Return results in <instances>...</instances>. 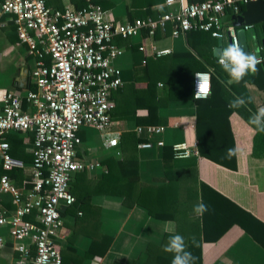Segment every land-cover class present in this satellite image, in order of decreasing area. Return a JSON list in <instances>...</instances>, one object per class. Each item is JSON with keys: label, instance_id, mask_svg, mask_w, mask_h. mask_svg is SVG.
<instances>
[{"label": "crops", "instance_id": "0c3cea01", "mask_svg": "<svg viewBox=\"0 0 264 264\" xmlns=\"http://www.w3.org/2000/svg\"><path fill=\"white\" fill-rule=\"evenodd\" d=\"M5 0H0V7ZM52 9L63 10L69 5H84L93 0H47ZM167 0H108L112 4L106 9L109 18L118 23L132 22L136 19L159 17L160 12L177 11L178 6H167ZM240 14V13H239ZM239 14L227 13L223 18L228 32H238L241 27L236 25L235 16ZM264 24V23H263ZM263 24L246 30L247 47L252 53L256 49L264 54ZM246 28V26L244 27ZM171 29L167 34L157 32L150 36L143 31L129 40L118 39L117 45L125 51L117 66L122 70L125 89L136 80L143 79L147 67V59L167 58L172 55H191L198 70L215 72L218 67L219 56L215 55L219 47V40L211 35L200 32L186 33L178 38L171 37ZM147 33V35H146ZM240 40V39H239ZM228 37L223 40V47L229 45ZM241 44V41H240ZM222 47V48H223ZM155 49H171L172 53L163 57H156ZM34 59L30 56L28 47L22 44L18 36L12 16L0 19V113L3 108V99L7 93H14L24 97L30 91H36L33 78ZM195 71L199 72V71ZM190 77V87L193 90L194 75ZM230 78L227 79V82ZM143 83V82H142ZM235 83H228L234 85ZM237 86V84H235ZM239 95L230 89L222 98L229 102L235 96L251 97L252 102L246 107L232 109L227 106L223 109L225 119L221 125H227L233 132L235 148L239 149L236 156V169H229L199 156L186 160L168 158L164 160L163 149L155 148L140 151L138 149L140 173L139 181L145 186H165L173 184L165 172L166 164L178 172L191 171L186 179V186L194 184L198 190L200 183H205L213 190L229 199L239 208L252 214L264 224V133H259L250 124V116L260 107H264V89L256 84L246 82L237 86ZM159 94H166V85L158 84ZM116 105V104H115ZM204 106H202V111ZM228 114V121L227 113ZM145 109L139 115H146ZM160 117L168 120L166 131L162 136L166 147L174 144H188L192 150H197L198 140L196 125L198 116L197 102L194 99L172 100L159 110ZM223 122H225L223 124ZM137 124L132 120H114V130L121 132V159L123 158V134L133 133ZM136 133V132H135ZM82 145L78 148V160L100 164L94 171L76 173L71 182V192L77 200L85 198L83 203H77L72 208L63 210L66 223L61 237L55 242L64 259V264H146L147 249L151 245L159 246L166 234H177L184 230L190 243L203 244V264H264V247L241 227L235 225L228 229L216 242L204 241L203 216L197 217L193 208L197 205L178 203L177 221L170 219L157 220L148 210L136 205L129 207L124 198L116 193H96V188H103L102 178L107 166L106 161L116 157L104 147L103 135L93 128H86L80 132ZM146 138V136H141ZM11 147V156L15 167L10 171L17 175L13 182L20 189L29 188L32 166V148L34 136L32 133H14L6 137ZM153 142L156 139L152 140ZM6 171L0 163V177ZM9 173V172H8ZM184 173V172H183ZM176 174L177 180L182 181L185 174ZM184 180V179H183ZM176 182V181H174ZM197 182V183H196ZM128 190L132 185H127ZM185 193L184 187L181 190ZM181 198V197H180ZM183 199V197H182ZM2 204L13 213L16 209L10 195H1ZM178 208V209H179ZM202 222V223H201ZM8 227H0V239H6L5 246L0 247V264H15L18 253L10 238ZM102 238L112 239V245L104 256H89L88 252L94 240ZM33 249V255L35 254Z\"/></svg>", "mask_w": 264, "mask_h": 264}, {"label": "built area", "instance_id": "2783aa9c", "mask_svg": "<svg viewBox=\"0 0 264 264\" xmlns=\"http://www.w3.org/2000/svg\"><path fill=\"white\" fill-rule=\"evenodd\" d=\"M257 1L264 0H167V6L177 5L178 10L127 23L109 18L103 7L91 2L83 9L69 5L57 10L49 7L47 0L4 1L0 19L12 16L21 43L34 59L37 88L24 97L7 93L0 113V163L6 171L0 177V194L10 195L16 206L11 213L0 201V227L10 230L18 253L15 264H64L55 242L66 223L62 208L73 207L77 201L71 192V182L76 173L101 167L78 160L83 128L101 133L104 147L116 157L122 155V134L113 129L112 113L116 106L113 94L124 85L117 61L125 51L116 41L129 40L143 31L150 36L159 31L167 34L169 28L175 39L188 32L202 31L224 40L229 34L223 23L226 14H239L242 7ZM234 41L240 43L236 34L232 37ZM153 53L163 57L172 50L155 49ZM258 58L263 64L264 54ZM199 73L207 77L208 98L212 75L209 71ZM195 92L196 75L194 98ZM165 131L164 126H136L134 132L148 140L138 149L163 148ZM14 133L34 136L29 188H18L8 174L16 163L6 137ZM172 148L175 160L199 156L198 150H192L186 143L174 144ZM6 243V239H0V247Z\"/></svg>", "mask_w": 264, "mask_h": 264}, {"label": "trees", "instance_id": "16d2710c", "mask_svg": "<svg viewBox=\"0 0 264 264\" xmlns=\"http://www.w3.org/2000/svg\"><path fill=\"white\" fill-rule=\"evenodd\" d=\"M92 3L100 5L104 10L112 6L108 0H93ZM88 4L78 5L76 8L83 9ZM244 8L242 7V11ZM161 14L163 15L164 13L160 12L159 15ZM153 18H158V16ZM261 27L264 28V24ZM193 32L205 33L202 31H192L189 33ZM193 60L194 57L191 55H172L156 60L148 58V65L143 74L144 78H141L143 83L137 79L135 83L130 84L125 89L122 87L113 94V101L116 104L112 113L113 120H132L135 121L137 126L166 125L168 120L162 119L159 114V110L162 107L172 100H196L190 87V77L198 70ZM258 68L260 71L256 75L249 74L241 83L243 85L246 82L253 83L259 88L264 89V63L259 64ZM211 75V95L206 99L196 100L198 107L196 125L197 150L199 155L205 159L229 169H236V156L231 159L226 158L227 150L235 148L234 135L228 125L227 129H224L221 123L225 119L223 109L228 106V103L224 101L222 96L228 89L239 95L238 84L237 86L235 84L228 85L227 79L229 76L220 65H218L216 71L211 73ZM159 83L166 85V94H159L157 90ZM202 106H204L203 111ZM141 109L147 110L148 113L146 115H139ZM229 113L230 111H228L226 116L227 121ZM122 138L123 158L121 159L120 157L119 160L110 158L106 161L105 165L107 168L102 178L105 187H97L96 193H116L124 198L127 206H142L148 210L151 217L157 220L170 219L177 221V211L185 208H179L178 206V203H181L182 200L184 203L192 201L198 202L197 204L204 203L208 207V211L203 214L202 224L205 242L213 243L218 241L228 229L237 225L264 247V224L205 183H200L198 190L195 184L194 187L192 185L185 187L186 177L188 174H191L190 170H181L177 173L172 165L166 164L165 172L171 178L173 184H166L165 186H145L141 184L139 181L140 162L138 146L141 143L148 142V140L138 136L135 132L123 134ZM162 149L164 160L168 158L171 160L175 159L172 147L164 146ZM181 173L185 174L183 175L185 178L179 181L176 174L181 175ZM8 174L12 175L13 178H17L15 172H9ZM128 184L132 185L131 190H128ZM183 187L185 193L182 191L180 195ZM87 197L84 196L83 199L76 200L79 203H83ZM183 231L181 229L177 234L184 238L186 250L191 252L196 258L195 264H203L202 242L190 243ZM173 235L176 234H166L159 246L151 245L147 249L148 259L146 264H172L173 254L165 252L164 247L167 245L169 237ZM112 242L110 238H102L99 241L95 239L88 255L90 257L95 255L104 256L108 252Z\"/></svg>", "mask_w": 264, "mask_h": 264}, {"label": "clouds", "instance_id": "9594fccd", "mask_svg": "<svg viewBox=\"0 0 264 264\" xmlns=\"http://www.w3.org/2000/svg\"><path fill=\"white\" fill-rule=\"evenodd\" d=\"M261 51L260 48L256 49V53L245 51L244 47L238 42H232L231 44L223 47L219 50L218 62L221 68L229 76L228 83H241L249 74L256 75L260 70L258 65L261 63L257 53ZM196 75V92L195 98H207L209 94V84L207 77L197 72ZM252 102L251 97L235 96L228 102V107L232 109H238L246 107ZM250 124L255 127V130L259 133H264V107H260L250 116ZM114 144L115 141H112ZM238 148H229L227 150V159H231L234 156H238ZM208 211L207 205L199 203L193 208V213L197 217H202L205 212ZM164 251L173 254L172 264H195L196 258L191 252L186 250L185 240L179 235H173L169 237L167 245L164 247Z\"/></svg>", "mask_w": 264, "mask_h": 264}, {"label": "water", "instance_id": "95a60500", "mask_svg": "<svg viewBox=\"0 0 264 264\" xmlns=\"http://www.w3.org/2000/svg\"><path fill=\"white\" fill-rule=\"evenodd\" d=\"M236 25L242 29L238 32H229L228 39L229 43H232V37L236 34L240 41L241 45L244 47V50L247 52V34L245 26L255 27L264 23V1L251 2L247 4L244 10L237 16H235ZM223 47V40H219V47L216 49L215 55L219 56V50ZM65 208H62V212Z\"/></svg>", "mask_w": 264, "mask_h": 264}, {"label": "rangeland", "instance_id": "374dc122", "mask_svg": "<svg viewBox=\"0 0 264 264\" xmlns=\"http://www.w3.org/2000/svg\"><path fill=\"white\" fill-rule=\"evenodd\" d=\"M86 128H83V130H85Z\"/></svg>", "mask_w": 264, "mask_h": 264}]
</instances>
